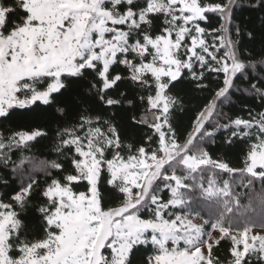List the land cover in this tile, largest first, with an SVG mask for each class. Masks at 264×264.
<instances>
[{
  "label": "snow or ice",
  "instance_id": "1",
  "mask_svg": "<svg viewBox=\"0 0 264 264\" xmlns=\"http://www.w3.org/2000/svg\"><path fill=\"white\" fill-rule=\"evenodd\" d=\"M239 7L262 14L259 51ZM213 74L181 142L174 89ZM234 96L261 110L231 117ZM221 130L248 142L241 167L205 147ZM38 145L55 158L36 164ZM0 189V264H264L246 218L264 213V0H0Z\"/></svg>",
  "mask_w": 264,
  "mask_h": 264
},
{
  "label": "trees",
  "instance_id": "2",
  "mask_svg": "<svg viewBox=\"0 0 264 264\" xmlns=\"http://www.w3.org/2000/svg\"><path fill=\"white\" fill-rule=\"evenodd\" d=\"M209 2H221V0H209ZM241 3H244V0H241ZM261 13L253 12L247 7H239L234 9V22L240 24L242 27H245L249 30H255L257 33V39L255 42H250L247 38L242 40V46L247 47L249 49H254L259 51L260 48V18ZM209 19L211 21L210 24L207 25L209 28H216L219 26L220 18L216 14H209ZM116 71H120L123 73L125 70L122 66H117ZM222 79V77H221ZM212 81L211 86L207 89H196L194 85H190L187 83L177 85L175 92H177L182 98V106L176 108L173 113L172 124L176 130L177 136L181 142L187 137L189 133H192L194 130V123L196 120L197 114L204 109V107L212 100L214 96V91L217 88L216 76L213 74L210 78ZM205 83H209V81H205ZM239 83V81L237 82ZM125 85L120 84V89L124 90ZM112 94V93H110ZM68 95L67 93L65 94ZM233 100L235 101L231 106H225L224 111L228 113L231 117L242 116L247 118L248 110H252V114L255 115L256 112L260 111V101L258 99H252L250 97L244 98L240 96H234ZM39 104V102H37ZM35 107V106H34ZM47 109V106L40 104L37 112L41 110ZM111 111H115L117 113V117L120 119L126 118V112L124 108L117 106ZM47 111L51 112L52 109H47ZM212 124H208V127H211ZM221 123L225 122L224 120L220 121ZM148 129L146 126H136V133L147 132ZM228 133L221 130L215 136V143L209 142L205 147H207L208 151L211 153L213 158L220 157L222 160L227 161L232 167L239 168L242 166V161L244 159V154L247 151L248 142L242 140H236L232 145H225L224 138ZM37 147L40 148V151L37 153L38 159L35 161L36 164L40 163V160L47 157L48 159L55 158L54 153H49L43 149L40 145ZM227 178V176H226ZM238 179V178H237ZM235 187V191L241 194H249V189L239 185ZM260 189V184L257 182L256 191L258 192ZM79 190H83V186L80 187ZM3 191V189H0ZM245 197V198H243ZM6 198V197H5ZM245 199V200H244ZM244 200V201H243ZM249 203V195L241 196V204ZM259 205H255L252 209L246 213V218L253 222L254 225H262L264 224V213L257 208ZM201 215L204 219H208L210 215V210L207 206H204L201 211ZM29 217H35L36 213L34 210H30L28 213ZM36 220H33V227H35ZM150 247V246H149ZM229 247L230 244L227 241H224L214 249L215 254L219 255L221 260L228 258L229 256ZM143 253V248L141 249ZM251 264H258V261L255 256L251 257Z\"/></svg>",
  "mask_w": 264,
  "mask_h": 264
},
{
  "label": "rangeland",
  "instance_id": "3",
  "mask_svg": "<svg viewBox=\"0 0 264 264\" xmlns=\"http://www.w3.org/2000/svg\"><path fill=\"white\" fill-rule=\"evenodd\" d=\"M215 120H216V118L213 117L209 124H212V122H214ZM193 131H194V130H193ZM193 131H192V132H193ZM224 178H226V176H225ZM242 186H243V185H241V187H242ZM241 187H240V188H241ZM237 188H239V186H238ZM240 188H239V189H240ZM240 190H241V189H240ZM243 198H245V197H243ZM244 200H245V199H244ZM244 200H243V201H244ZM257 208L259 209V212H260V210H261L260 207L258 206ZM203 219H204V218H203ZM197 222H203V221L198 219ZM252 231H253V233H259V234H261V235H264V227H262V226H260V225H254L253 228H252ZM214 235H215V233H214Z\"/></svg>",
  "mask_w": 264,
  "mask_h": 264
}]
</instances>
